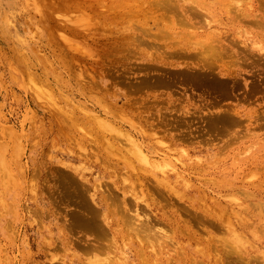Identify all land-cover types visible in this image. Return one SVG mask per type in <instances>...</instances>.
<instances>
[{
	"label": "rangeland",
	"instance_id": "1",
	"mask_svg": "<svg viewBox=\"0 0 264 264\" xmlns=\"http://www.w3.org/2000/svg\"><path fill=\"white\" fill-rule=\"evenodd\" d=\"M76 184L190 226L181 264H264V0H0V264H155L161 223L84 249Z\"/></svg>",
	"mask_w": 264,
	"mask_h": 264
},
{
	"label": "bare ground",
	"instance_id": "2",
	"mask_svg": "<svg viewBox=\"0 0 264 264\" xmlns=\"http://www.w3.org/2000/svg\"><path fill=\"white\" fill-rule=\"evenodd\" d=\"M185 20L187 21V20H189V18L188 17H186L185 18ZM217 54V53H216ZM215 54V55H216ZM204 58H202L201 59V61H202V65H203V67H202V69H204V70H206L205 71V73H209V70L211 71V68H214V66H215V63L214 62H212V60H213V58L212 57H210V55L209 56H203ZM201 65V64H200ZM204 73V74H205ZM198 74H200V73H198ZM197 74V75H198ZM207 76H209V75H207ZM195 77V76H194ZM196 78H198L197 76H196ZM195 78V79H196ZM199 78H201V76L199 77ZM188 79H191V77L190 78H188ZM186 80V79H185ZM193 79H191V81H192ZM198 80V79H197ZM195 81V80H194ZM155 82V84H156V82L157 81H151V82H149V83H151V84H153ZM189 82V81H188ZM208 82V81H207ZM231 82V81H230ZM190 83V82H189ZM195 83V82H194ZM190 84H193V82L192 83H190ZM231 121H232V119H230ZM208 125H210V124H208ZM77 185V184H76ZM75 185V188H73V191H71V193L74 195V198H75V200H73L74 202L76 201V203L78 204L77 206L79 207V211L80 212H78V211H76V213H79L78 214V216L76 217V215L74 214L75 213V211H74V213H72V214H74L73 216H72V221L74 220L73 219V217L74 218H76L75 219V221H76V223L78 222V224L79 225H81L82 227H81V229H83L84 230V232L86 231V232H88L89 233V235H92V237H93V239L92 240H94V242H92V243H90V244H88V243H86V241H85V248L84 249H86V250H89L90 252L92 251H98V253H99V251H101V252H103V251H105V249H109V250H111V247L112 246H115L116 245V243L113 245V242H115V239H118L119 238V236H120V234H121V231L122 230H115L114 228L115 227H120V228H123V229H128L127 231H129V229H132L133 230V234H135V237H138L140 240H144V243L147 241V240H149V242H147L146 243V245L149 243V244H151L150 243V241L152 240H154V239H156L157 240V238L156 237H158V236H154V234L155 235H158L157 233L158 232H151V231H154L152 228L154 227V224L153 223H158V224H164L166 227H168L170 230H171V235L172 236H164L165 238L164 239H160V237L158 238V242L156 241V244H157V249L156 248H153V247H155L154 245L152 246V250H155L156 249V252L154 253L155 255L154 256H158V257H160V258H154V259H151V260H154L155 261V264H181L183 261H186V259H182V257L176 252V253H174L175 255H173V256H170V254L169 253H167V252H164L165 250H166V248L168 247V246H170V247H172L171 248V251L172 250H174L175 251V247H173V244L174 243H172V244H170V242H175L176 244H182V243H180V242H183V241H188L187 243L189 244V243H191V242H193V240L195 239V233L191 230V227L190 226H183V227H180L179 226V222H178V220H177V218L176 217H171V216H168V215H166V214H164V212L162 211V213L160 214V215H158L157 216V213L156 214H154V216H151V217H148V218H143V220L141 221V222H139V225L141 224V226L139 227V226H136L137 228H135V226L134 227H131L132 225H133V221L131 220V218L132 217H130L131 215L130 214H128V212L126 213V211L128 210L127 208H126V203L127 202H129V201H127V200H129V198H127V200H126V198L125 199H122L121 201H119V200H115V199H113V201L115 202L116 201V205H114L111 201H112V199H111V201L109 200V202H111V203H109V202H103V201H101V200H98L97 201V203L100 205V210L101 211H103V213H101L100 211H98V210H96V208L95 207H93V206H91L90 204H89V202H88V199L87 198H85L86 196H85V192H83L85 189H84V187H83V189L84 190H82V188L81 187H79V185H77L76 186ZM80 186H82V185H80ZM81 190V191H80ZM80 192H82L83 193V195H82V193H81V195H80ZM111 192H114V191H111ZM70 193V194H71ZM116 192H114V194H115ZM111 194H113V193H111ZM121 194V193H120ZM125 194V193H124ZM122 195V194H121ZM83 196H85V197H83ZM108 197H110V194H108L107 195ZM115 196H118V195H115ZM114 196V198H117V197H115ZM102 197H103V195H102ZM106 197V196H105ZM108 197H107V199H108ZM111 197H113V195L111 196ZM110 197V198H111ZM137 197V196H136ZM119 198V197H118ZM168 198L171 200L173 197H171V196H168ZM87 199V200H86ZM102 199V198H101ZM177 199L178 200H180L181 198H179V197H177ZM177 199H175L174 198V201L173 202H175V201H178ZM117 201L119 202V203H117ZM121 202V203H120ZM175 203H177V202H175ZM92 204V203H91ZM110 204H112V205H110ZM128 204V206H130V209H131V206L133 205V207L134 206H137L139 209H141V210H143L144 209V207L143 206H139V203H138V201H137V199H134L133 201H130L129 203H127ZM130 204H132V205H130ZM180 204V203H179ZM142 205V204H141ZM148 207L150 206L149 204H146ZM115 206V207H114ZM193 206V205H192ZM122 207V209L124 210V212H123V210L122 211H120V208ZM98 209V208H97ZM118 209V210H117ZM133 209V208H132ZM147 209V208H146ZM152 209V208H151ZM154 209V208H153ZM148 210V209H147ZM150 211V210H149ZM138 212V211H137ZM144 212H146V210L144 211ZM140 213V212H139ZM147 215H148V212H147ZM149 215H150V213H149ZM148 215V216H149ZM143 217V216H142ZM74 221V222H75ZM131 221H132V223H131ZM72 223V222H71ZM74 229H75V227H77L76 225H75V223H73V225H71ZM75 226V227H74ZM126 227V228H125ZM78 228V227H77ZM79 230H81L80 228H78ZM168 229V230H169ZM73 231V230H72ZM75 231V230H74ZM73 231V232H74ZM76 232H79V231H76ZM75 232V233H76ZM85 232V233H86ZM126 232V231H125ZM151 232V233H150ZM128 233V232H127ZM110 234V235H109ZM73 234H71V236H72ZM88 235V236H89ZM163 235V234H162ZM161 235V236H162ZM81 236H83L84 237V235H81ZM128 236V235H127ZM75 237V236H74ZM82 237V238H83ZM152 238V239H151ZM78 239H80L81 240V237H78ZM137 239V238H136ZM159 239H160V242H159ZM191 239H193V240H191ZM84 240V239H83ZM89 241H90V239H88ZM138 240V239H137ZM140 240H138V241H140ZM60 241H61V243H62V245L63 246H68V245H70L71 244V242H68V240H67V238H66V236L64 235V237L63 238H61L60 239ZM82 241V240H81ZM88 241V242H89ZM111 241V242H110ZM122 241V240H121ZM190 241V242H189ZM72 242H74L73 243V245H74V247H75V241H72ZM78 242V241H77ZM110 242V243H109ZM79 243H80V241H79ZM107 243H109L108 245H107ZM77 245H78V243H76ZM153 244V243H152ZM151 244V245H152ZM76 245V246H77ZM82 246H83V244H81ZM81 245H79V246H81ZM140 247H141V242H140ZM151 245L149 246V247H151ZM81 246V247H82ZM55 247V246H54ZM81 247H79L80 249H81ZM208 248H209V246H208ZM77 249H78V246H77ZM82 249H83V247H82ZM179 249H181L182 250V252L181 253H185V251H189V252H191L190 254L192 255V258L193 259H201L202 260V264H203V262L205 261L206 263L207 262H209L210 263V260H209V255L207 254H205V253H199V252H194V251H190L189 250V248H186V247H184L183 245H181V247H179ZM86 250H84L82 253H86L85 251ZM206 250V249H205ZM205 250H203V252H205ZM139 252H140V254L141 255H145L144 254V252H143V250L142 249H139L138 250ZM207 251V250H206ZM100 252V253H101ZM87 253H89V252H87ZM99 253V254H100ZM103 254V253H102ZM90 255H92V254H90ZM163 255V256H162ZM72 256V255H71ZM205 256V257H204ZM143 257H145V256H143ZM163 257H166V258H163ZM50 258V257H49ZM58 258V257H57ZM73 258V257H72ZM51 259V258H50ZM167 259H170V261H168ZM57 260V259H56ZM96 261H97V259H95ZM100 261V260H99ZM102 261V260H101ZM142 261H143V264H154V263H152V262H150V263H145V259L144 258H142ZM173 261V262H172ZM58 263H59V261H57ZM86 262V261H85ZM185 263V262H184ZM4 264H6L5 262H4ZM69 264H70V262H69ZM71 264H75V262H73V263H71Z\"/></svg>",
	"mask_w": 264,
	"mask_h": 264
}]
</instances>
